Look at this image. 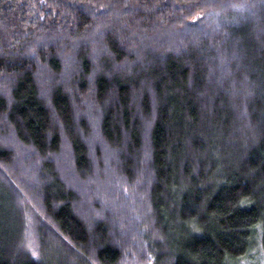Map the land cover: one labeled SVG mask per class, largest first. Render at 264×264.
Masks as SVG:
<instances>
[{"label":"trees","instance_id":"1","mask_svg":"<svg viewBox=\"0 0 264 264\" xmlns=\"http://www.w3.org/2000/svg\"><path fill=\"white\" fill-rule=\"evenodd\" d=\"M108 171L130 247L72 183ZM256 242L264 0H0V264H247Z\"/></svg>","mask_w":264,"mask_h":264},{"label":"rangeland","instance_id":"2","mask_svg":"<svg viewBox=\"0 0 264 264\" xmlns=\"http://www.w3.org/2000/svg\"><path fill=\"white\" fill-rule=\"evenodd\" d=\"M76 108H78V112L76 110L77 114H83L84 110H87L86 107H84V104H80V106L76 107ZM93 130L95 132L96 128L94 127ZM94 132H93V134H94ZM91 139H92V141L89 142V143H93V144H91V146L100 143V140L97 137H91L90 140ZM144 152H145V150H144ZM141 163L142 164L145 163V154L141 158ZM94 168L95 169H94L93 177L95 176V171H96V167H94ZM111 172H112V170H111ZM102 173L106 175L105 171H102ZM108 174L109 175H107L106 178H109V181L108 182H107V180L104 181L103 182L104 185L100 184L101 182L94 183L93 180H91V179H89V181L86 184H83L82 186H81V184H80V186H78L74 181H72V180L71 181H72V183H74V185H75V187L77 189H80L79 191L82 193V194L80 193V195L82 197V201H83L82 203L85 205V206H83L84 209H81L83 211L82 215L87 216L88 218H91V217L95 218V212L92 209V205L90 203V201H92V200L100 201V203L102 204L103 208H105L107 211L109 210V213H111V214L114 213L113 212L114 210L120 212L121 211L120 209H124L123 214H121V215L117 216L116 213H114L115 215L113 214L116 217V219H117V221H116L117 224L112 222V221L110 223H111V226H114L117 229V231L119 232L118 235L120 237H123L122 238L123 240H127V245L130 247L131 246V238L128 235H127V237L123 236V234L121 232V227L119 226V224L122 223V222L126 223L127 220H131V209H132V207H131V199H129L131 197V190L129 191L130 193L128 195V193L126 192L127 190L123 191V189H121L122 184H120V182L118 180H116L114 178H111L112 175L110 176V171H108ZM105 182H107V184ZM87 184L90 185L91 187L89 186L90 188H88ZM108 185H110V188L107 187ZM69 187H72V186H70V184H69ZM105 190L108 191V193H110V196H112V198H114V199H112V200L109 199L108 201L104 202L103 201L104 197H102V195H104ZM113 190L117 191V192H120V194L121 193L123 194V195H121V199L114 197L115 195H113V193H112ZM132 193L135 196L136 193H138V192H137V190H132ZM139 198H140V194L137 196L138 200H139ZM134 199H135V197H134ZM117 200H118V202H117ZM114 207H116V208L114 209ZM116 219L114 218V220H116ZM35 221L32 223L33 225L41 224L40 222H43V224L45 223V226H47V228H49V230H52L54 233H56L54 231V228L52 227V225L49 223V221H46V220H42L41 221L39 218H36ZM129 229L131 230V228H129ZM134 230L135 229H133V231ZM26 231H27V229L25 228V233H24V242L25 243L24 242L22 243L23 246L24 245L26 246V241H27ZM127 232H128V228L126 229V233ZM56 235H55V237L50 235V237H51L50 241H51V244H52L53 248H59V246L57 244V242L59 240L56 238ZM133 235L134 236L138 235V232L135 231L132 234V239L134 238ZM22 238H23V235H22ZM257 244H258V242H256L254 244V246H253V249H251V254L254 256V259H250V257L246 258L247 264H264V243H262V246H261V244L260 245L259 244L257 245ZM255 245H257L256 248H255Z\"/></svg>","mask_w":264,"mask_h":264}]
</instances>
